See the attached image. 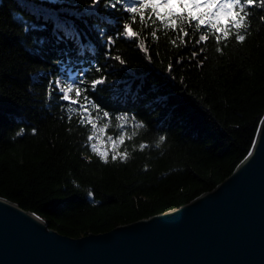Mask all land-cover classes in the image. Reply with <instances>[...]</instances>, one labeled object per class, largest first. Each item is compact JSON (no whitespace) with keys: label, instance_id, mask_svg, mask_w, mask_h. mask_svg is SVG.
Here are the masks:
<instances>
[{"label":"trees","instance_id":"16d2710c","mask_svg":"<svg viewBox=\"0 0 264 264\" xmlns=\"http://www.w3.org/2000/svg\"><path fill=\"white\" fill-rule=\"evenodd\" d=\"M88 3L0 0V196L73 238L165 213L212 191L247 156L264 116V10L258 3L245 9L243 42L235 29L217 43L214 31L190 28L187 47L159 22ZM124 23L136 37L123 36ZM101 27L116 41L107 57ZM65 33L80 38L59 41ZM200 34L209 39L197 45ZM117 55L125 64L112 58ZM57 73L84 80L86 94L100 106L99 113L91 109L95 130L79 123L55 89L47 94ZM101 76L106 82L91 90ZM83 95L73 108L84 103ZM158 96L167 101L149 103ZM70 99H77L74 90ZM121 115L128 120L115 119ZM21 128L25 134L16 136ZM108 137L116 143V161ZM91 143L109 152L107 163Z\"/></svg>","mask_w":264,"mask_h":264},{"label":"water","instance_id":"95a60500","mask_svg":"<svg viewBox=\"0 0 264 264\" xmlns=\"http://www.w3.org/2000/svg\"><path fill=\"white\" fill-rule=\"evenodd\" d=\"M250 151L190 203L79 238L0 196V264H264V116Z\"/></svg>","mask_w":264,"mask_h":264},{"label":"snow or ice","instance_id":"6c2138e0","mask_svg":"<svg viewBox=\"0 0 264 264\" xmlns=\"http://www.w3.org/2000/svg\"><path fill=\"white\" fill-rule=\"evenodd\" d=\"M257 3L259 8L264 10V0H89V8L103 7L105 11L111 9L119 11L123 14H139V19L141 22L145 20L155 24L159 22V25L165 30H172L177 33V38L180 39L181 43L187 47L189 40H185V37L189 36V29L199 30L207 32L209 30L216 33L215 40L217 43L221 41L222 38H227L230 35L232 29H235L236 40L243 42L246 39L244 34H239L241 30H246L247 28V18L250 13L245 9H255ZM125 5H127L125 7ZM146 12L148 13L146 15ZM25 26V31L30 30L31 25L27 21H23V18H18ZM132 19L135 20L136 16L133 15ZM262 23H264V16L260 17ZM121 31L124 37L133 38L136 37L137 33L132 30L129 24L124 23L121 27ZM151 35L155 37L157 35L156 30L154 29L151 32ZM98 37L103 38V43L105 45L104 55L107 57L110 52L111 45L116 41L113 36H107L104 32L103 27L100 28L98 32ZM73 38L79 39V34H75L74 37H69L67 33L64 36H58L57 39L63 42L64 39ZM123 38V37H122ZM209 39L208 35L200 34L198 39H195V44L199 45L201 42H207ZM47 41H41V43H46ZM175 43V41H173ZM139 47L142 50L147 51L145 48L144 41H140ZM201 51H203L201 49ZM192 58H196L197 52H192ZM113 59L117 60L119 64H125V61L121 59L120 56H114ZM177 63H181V60L178 59ZM96 71H101L100 68H96ZM169 71L172 70V65H169ZM84 73H81L83 76ZM106 78L101 76L99 79H93L91 82V90L95 91L98 85L104 84ZM83 79H73L69 81L67 78L61 79L60 74L57 73L56 79H49L48 85L46 86V92L49 96L52 95L53 89L57 91V94H60V99L64 102H67L69 112L75 111L79 116L80 124H91L93 130L96 129V123L91 119V109L95 108L97 112H100V106L95 104L94 100H91L86 94L89 89L83 87ZM75 91L76 100L70 99V93ZM82 93L83 95V104H79L78 108H73L72 105L78 104ZM167 101V96H158L154 100L150 101V104L165 103ZM103 117H109V112L104 110L102 112ZM71 115L68 119L71 120ZM99 119V117H97ZM116 120H128L127 115L116 116ZM135 119L134 117L132 118ZM143 126V125H140ZM105 127H107L105 125ZM33 133L36 132V129H32ZM25 134V129L21 128L16 132V136H23ZM95 132L93 135H88L87 140L92 142L94 140ZM112 141L113 153L111 154V160L116 161L118 155L115 154L116 143L112 137H108ZM161 141L165 140L164 136H160ZM120 142L124 141V136L119 137ZM91 151L96 153L101 160L105 163L108 162L109 152L106 150H99L96 143H91ZM126 155V154H124ZM124 155L120 158L123 159ZM248 157H251L253 153L248 152ZM91 196L92 193L89 192Z\"/></svg>","mask_w":264,"mask_h":264}]
</instances>
